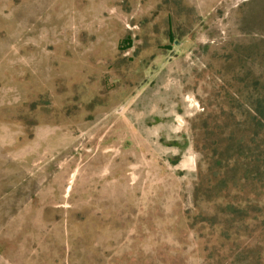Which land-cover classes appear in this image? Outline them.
<instances>
[{"label": "rangeland", "instance_id": "obj_1", "mask_svg": "<svg viewBox=\"0 0 264 264\" xmlns=\"http://www.w3.org/2000/svg\"><path fill=\"white\" fill-rule=\"evenodd\" d=\"M263 88L264 0H0V264H256L194 191Z\"/></svg>", "mask_w": 264, "mask_h": 264}, {"label": "trees", "instance_id": "obj_2", "mask_svg": "<svg viewBox=\"0 0 264 264\" xmlns=\"http://www.w3.org/2000/svg\"><path fill=\"white\" fill-rule=\"evenodd\" d=\"M253 117L258 131L252 141H245L244 134L235 131L231 132L225 142L223 139H215L214 142L204 145L211 150V156L208 157L209 171L199 175L194 196L196 200L202 196L209 201L222 199L223 203L225 201L224 211L231 217L232 224L235 221L239 225L247 223L248 210L251 207L247 203L254 202L256 210H253L255 216L252 218L262 219L261 231L264 233V90H260L254 98ZM251 182L263 187L259 189L262 192H251L257 195L254 199L249 198L246 192V187ZM237 216L240 218L237 219ZM263 257L258 256L256 264H264Z\"/></svg>", "mask_w": 264, "mask_h": 264}, {"label": "crops", "instance_id": "obj_3", "mask_svg": "<svg viewBox=\"0 0 264 264\" xmlns=\"http://www.w3.org/2000/svg\"><path fill=\"white\" fill-rule=\"evenodd\" d=\"M114 177H115V176H114ZM114 177H113V178H114ZM113 182L115 183V181H113ZM115 184H116V183H115ZM69 187H70V186H69ZM69 187H68V189H69Z\"/></svg>", "mask_w": 264, "mask_h": 264}]
</instances>
